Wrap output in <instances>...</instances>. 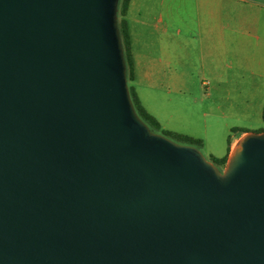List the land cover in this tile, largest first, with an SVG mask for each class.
<instances>
[{
	"label": "water",
	"instance_id": "obj_1",
	"mask_svg": "<svg viewBox=\"0 0 264 264\" xmlns=\"http://www.w3.org/2000/svg\"><path fill=\"white\" fill-rule=\"evenodd\" d=\"M120 0H0V264H264V132L222 172L129 92Z\"/></svg>",
	"mask_w": 264,
	"mask_h": 264
},
{
	"label": "crops",
	"instance_id": "obj_2",
	"mask_svg": "<svg viewBox=\"0 0 264 264\" xmlns=\"http://www.w3.org/2000/svg\"><path fill=\"white\" fill-rule=\"evenodd\" d=\"M126 18L135 68L132 85L163 130L170 131L163 119L168 112L161 102L171 100L172 107L175 103L192 113L197 100L213 103L218 90L228 86L250 89L251 94L244 95L246 103L254 115L263 118L264 0H131ZM194 87L206 89V94L201 99L183 98L185 90ZM225 95L230 101V92ZM150 101L162 119L148 107ZM202 116V132H170L201 139L203 149L211 142L212 152L217 144L221 150L227 133L220 131L219 120L227 117L211 111ZM244 131L226 139L223 155L211 157H230L251 132Z\"/></svg>",
	"mask_w": 264,
	"mask_h": 264
},
{
	"label": "rangeland",
	"instance_id": "obj_3",
	"mask_svg": "<svg viewBox=\"0 0 264 264\" xmlns=\"http://www.w3.org/2000/svg\"><path fill=\"white\" fill-rule=\"evenodd\" d=\"M118 13H119V9H118ZM206 91H207L206 89L198 88V87L186 89L185 92L183 93V96H184L183 98H185V99H190V98L191 99H194V98L201 99L203 94H206ZM239 91H241L243 96H241L239 94ZM250 91L251 90L248 89L246 86H243L242 89H238L237 87H233V86H228L226 89H220L216 93L215 102L211 103L210 101L202 100L203 102L201 103L200 102L201 100H197L199 103L192 106L193 110H194V108L196 109L192 113L190 112V110L184 111V110L180 109V107L178 105H176L175 103H173L175 105V107H172L171 100L161 102V104L164 103V110L167 111L168 114H171L169 116L168 114H166L163 111L167 115V118L165 116L163 118V116L161 114H159L155 111L156 108H155V105L153 104V102H151V101L149 103L147 102L148 103L147 105L161 119L162 118L164 119V121H165L164 123L168 127L166 130L182 131L179 133L202 132V122L200 120L204 119L202 116V114L204 112L211 111L217 117H219L221 115H225L227 117L226 120H219L220 121V124H219L220 131L225 130V135L227 133V136H226L225 140H223V145L221 147V150L223 149L222 152L219 149L218 144L215 146V152L214 151L212 152L211 142H208L209 144L205 149L200 150L201 153L203 154V156L209 161L211 158V154L223 155L222 153H224L225 147L227 146L226 139H228L229 136L238 135V134H240L241 130H247L248 129L251 132H259L262 129H264V120H263L262 116L260 114L254 115V113L250 111V107H249L250 105L248 103H246L247 99H246V97H244V95H250L251 94ZM223 92H225V93H223ZM227 92H230L232 101L231 100L227 101V98L225 95ZM252 102H253V100H252ZM257 105L259 106L260 102L257 103ZM174 111H176V112L174 113ZM249 113H251V114H249ZM172 115H173V118H171ZM225 123H227V128L226 127L224 128ZM233 128H236L239 131L233 132L232 131ZM168 139H170V138H168ZM170 140H172V139H170ZM173 142H175V141H173ZM175 143L183 145L179 142H175ZM225 168H226V166L225 167H219V169L222 172L225 170Z\"/></svg>",
	"mask_w": 264,
	"mask_h": 264
},
{
	"label": "trees",
	"instance_id": "obj_4",
	"mask_svg": "<svg viewBox=\"0 0 264 264\" xmlns=\"http://www.w3.org/2000/svg\"><path fill=\"white\" fill-rule=\"evenodd\" d=\"M130 1L131 0H120L119 13H118V28L120 32L121 42H122L123 51H124V58H125V63L127 67V80H128L129 92H130V96H131L134 108L136 110V113L138 114L140 119L154 133L161 134L183 145L191 146L198 150H202L203 141L201 139H196V138H193L187 135L163 130L159 121L153 115H151L146 110V108L143 106L134 86L132 85V82L134 81V78H135V68H134V57L132 53L130 30H129L128 21L126 18L129 5H130ZM263 120H264V113H263ZM232 131L237 132L239 130L234 128L232 129ZM241 131L242 133H247L244 130H241ZM259 132H264V129H262ZM228 159H229V156H226L223 158L211 157L209 161L215 164L219 168V167H225L227 165Z\"/></svg>",
	"mask_w": 264,
	"mask_h": 264
},
{
	"label": "bare ground",
	"instance_id": "obj_5",
	"mask_svg": "<svg viewBox=\"0 0 264 264\" xmlns=\"http://www.w3.org/2000/svg\"><path fill=\"white\" fill-rule=\"evenodd\" d=\"M236 147H237V145H236Z\"/></svg>",
	"mask_w": 264,
	"mask_h": 264
}]
</instances>
